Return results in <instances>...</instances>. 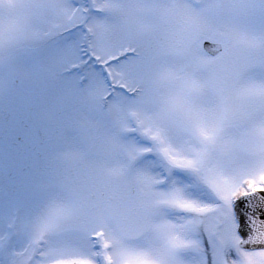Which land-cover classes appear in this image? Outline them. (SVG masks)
<instances>
[{
	"label": "snow or ice",
	"instance_id": "obj_1",
	"mask_svg": "<svg viewBox=\"0 0 264 264\" xmlns=\"http://www.w3.org/2000/svg\"><path fill=\"white\" fill-rule=\"evenodd\" d=\"M0 264H264V0H0Z\"/></svg>",
	"mask_w": 264,
	"mask_h": 264
}]
</instances>
